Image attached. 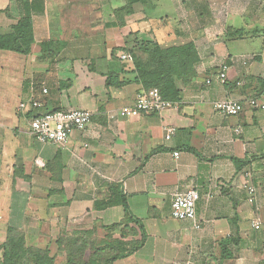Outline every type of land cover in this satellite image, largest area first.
I'll list each match as a JSON object with an SVG mask.
<instances>
[{"label": "crops", "instance_id": "1", "mask_svg": "<svg viewBox=\"0 0 264 264\" xmlns=\"http://www.w3.org/2000/svg\"><path fill=\"white\" fill-rule=\"evenodd\" d=\"M29 4L30 52L0 51V221L6 219L0 245L8 230L16 229L28 246L54 251L62 234L105 233V227L121 223L126 204L147 239L115 264H264V108L250 105L257 100L264 106V0H147L133 6L123 25L116 24L114 11L126 0ZM76 7L89 9L84 8L85 25L91 28L80 39L67 40L58 13L66 9L68 18L84 26ZM7 9L13 11V2L0 0L3 33L19 19H5ZM138 42L195 46L192 75L178 78L168 94L177 108L122 114L147 91L133 61L120 58L135 50L146 62L135 49ZM224 62L227 80L220 83ZM110 76L120 84L109 85ZM225 98L239 101L243 111L217 113L214 104ZM32 100L42 106L32 108ZM70 110L92 114L84 131L62 145L34 138L35 116ZM169 126L177 131L167 141ZM244 185L256 188L255 202ZM190 188L201 197L200 229L171 215L174 193ZM256 220L260 229L253 227ZM65 263L60 251L55 264Z\"/></svg>", "mask_w": 264, "mask_h": 264}, {"label": "trees", "instance_id": "2", "mask_svg": "<svg viewBox=\"0 0 264 264\" xmlns=\"http://www.w3.org/2000/svg\"><path fill=\"white\" fill-rule=\"evenodd\" d=\"M23 1H26V5L23 9H21L22 6L21 8L19 6V19L18 22L12 26V30L8 33L0 31V51L28 54L34 44L33 20L29 0ZM126 1L127 5L125 7L114 11L117 25H123L125 23V17L132 14L134 10L133 6L135 4H145L147 0ZM6 11L8 12L9 10L7 9ZM135 47L137 51L142 52L146 57V62H143L141 58L136 56L135 50L128 51L133 56L132 66L138 72L137 78L147 87L146 90L158 88L163 97L167 100H169L168 94H172L174 90V85L177 79L191 76L194 66L198 62L197 52L193 44H187L180 47L162 48L157 43L138 42ZM118 82L119 80L117 77H109V85L120 84V82ZM125 211L126 216L121 223L104 228L106 231V239L112 241L114 234L119 231L123 233L122 238H126L128 235L126 236L124 234L128 231L131 232L133 236H137V232L138 234L140 233V240L131 243L119 241L118 243H115V245L111 244L109 246V252H107V249L100 248L96 252H103L105 257L100 258L99 255H96L99 259L94 260L91 264H115L116 262L133 255L144 246L147 239V233L143 224L131 215L126 204ZM95 234L96 229H93L86 232L66 233L59 236L56 244L59 249L66 254L65 264H80L73 259V251L71 249L72 239L75 238L74 242L79 243L84 238H89L91 236L95 237ZM69 237L70 239L67 244L61 239ZM24 238L25 236L22 232L16 229L8 230L6 241L0 245V249L3 251V260L0 261V264H55L57 257H54V260L51 259V257L48 258L47 253L45 254L41 252L42 250L40 248H33L31 251H35L34 253L26 252L31 248L26 246L25 242H22ZM16 240L19 241L15 242ZM45 251L49 253V249ZM27 256L28 259H26ZM88 264L90 263L88 262Z\"/></svg>", "mask_w": 264, "mask_h": 264}, {"label": "built area", "instance_id": "3", "mask_svg": "<svg viewBox=\"0 0 264 264\" xmlns=\"http://www.w3.org/2000/svg\"><path fill=\"white\" fill-rule=\"evenodd\" d=\"M120 58L122 61L126 62L133 61V56L131 54H123ZM220 69L221 71L218 75L219 82L225 83L229 66L224 62L220 65ZM208 83H210V81H208ZM237 84L239 86L244 85L242 82ZM44 93H47V89H44ZM29 104L32 108H40L42 106L35 100H32ZM250 105L254 108H264L257 100H251ZM26 106V103H23L19 106V109L23 110ZM177 107V103L165 99L158 88H152L139 93L135 105L133 107L124 108L122 114L128 117L138 116L141 113L162 114ZM214 109L220 115L237 116L243 111L244 107L239 101L225 98L216 102L214 104ZM91 121L92 114L90 112L84 110H70L39 114L31 120L30 125L32 135L39 143L62 145L75 131H84L90 125ZM176 131L177 129L174 126L167 127L165 139L167 141L172 140ZM237 132L240 131L237 130ZM178 156L179 153H174L175 158H178ZM246 176L250 177L251 175L247 173ZM244 188L248 192L249 201L251 203L255 202L257 196L256 188L252 185H244ZM212 197V194L208 195V198ZM200 198V193L195 188L174 193L171 204L172 218L177 221H192L195 224V228L200 229L201 224L197 220V203ZM253 227L255 229H260V221H254ZM187 264L192 263L188 261Z\"/></svg>", "mask_w": 264, "mask_h": 264}, {"label": "rangeland", "instance_id": "4", "mask_svg": "<svg viewBox=\"0 0 264 264\" xmlns=\"http://www.w3.org/2000/svg\"><path fill=\"white\" fill-rule=\"evenodd\" d=\"M11 1L13 2V11L10 10L7 13H5L8 17L5 19L17 20L19 18V14H20V8H21V6H22L21 9L24 8V6L26 5L25 4L26 1H23V0H11ZM19 6H20V8H19ZM76 8H77L76 12L77 13L80 12L82 14V17L84 19V26H81V24H79L82 22H77L75 20L68 18V16H67L68 11L66 9L62 10L61 14L58 13L60 18L62 19V21H61L62 25H60V33H62V35H65L66 36L65 39H67V40L69 38H71V36H74V38L77 37L80 39L81 35L85 34L87 32L88 28H91L88 25V23H87V25H85L86 24V13H87V11H85V9H87V10H89V9L87 7H82L81 9L79 7H76ZM16 17H18V18H16ZM57 22H59V20H57ZM54 23L55 22L52 21V25H54ZM74 23H78V25H74ZM56 27H57L56 25H55V27H52V29H53L52 36H54V37L57 36V34L59 33V29H57L55 31ZM105 34H106V32H102L101 36L106 38ZM119 42H121V41H119ZM87 50H90L89 47L87 48ZM5 220L6 219L1 220L0 224H3L5 222ZM122 234L123 233H121V231L116 232L114 234L112 241H109L106 239V237H105L106 233H98L97 234V231H96L95 237L91 236L89 238H84L79 243L74 242L75 238L72 239L71 249L73 251L72 252L73 253V259L75 260V262L80 263V264H84V263L88 264V262L91 264L94 260H98L99 257L100 258L105 257L103 252H101V253L96 252L100 248L107 249V252H109L110 251L109 246L111 244L115 245V243H118L119 241H122L124 243H131V242H135L136 240H140V233L138 234V232H137V236H133V234L131 232L126 231L124 234L126 236L128 235L126 238H122L123 237ZM61 239H63L65 241V244H67L69 242L68 240L70 239V237L69 238H61ZM121 239H124V240H121ZM18 241L19 240H16L15 242H18ZM22 242H25L26 246H28V242L25 238L23 239ZM73 243H75V244H73ZM21 247H22V244H21ZM28 247H30L31 249L26 251V252H28V253L29 252L30 253L35 252V251H31L34 248L33 246H28ZM57 247H58V245L56 246V249L54 251L49 249V253L47 251H45L48 248L41 249L42 250L41 252H43L45 254L47 253L48 258L51 257V259L54 260L55 259L54 257H57L58 253L60 251H61V254L64 253L61 249H59V247L58 248ZM96 255H99V257ZM26 259H28V256L26 257Z\"/></svg>", "mask_w": 264, "mask_h": 264}]
</instances>
